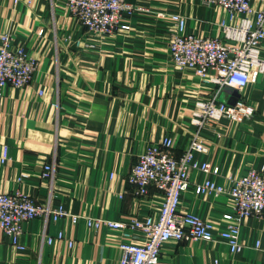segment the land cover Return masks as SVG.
I'll return each instance as SVG.
<instances>
[{
    "label": "crops",
    "instance_id": "1",
    "mask_svg": "<svg viewBox=\"0 0 264 264\" xmlns=\"http://www.w3.org/2000/svg\"><path fill=\"white\" fill-rule=\"evenodd\" d=\"M128 1L140 7L122 16L130 28L98 35L86 31L65 0H0V43L3 33H11L13 44L22 45L38 63L30 83L5 88L0 190L20 185L41 203L62 204L71 213L95 218L157 217L162 193L151 187L137 194L127 172L162 137L174 139L179 155L198 133L208 151L196 152V160L209 162L210 169L218 166L219 173L191 169L180 209L224 228L222 214L233 211L232 198L198 194L194 185L206 179L229 185L250 169L264 168V73L242 91L225 86L218 95L253 105L250 118L198 130L192 122L198 100L213 96L217 86L174 64L168 13H181L186 32L202 36H223V23L238 24L241 15L231 19L222 6L203 0ZM252 4L261 7L258 0ZM4 145L9 158L2 162ZM47 165L51 171L46 175ZM59 230L65 237L48 243L47 236ZM124 232L69 218L30 219L22 234L25 249L0 228V264H120L123 243L145 240L140 230ZM240 238L244 248L238 253L219 236L213 241L170 239L157 264H264V214L245 218Z\"/></svg>",
    "mask_w": 264,
    "mask_h": 264
},
{
    "label": "built area",
    "instance_id": "2",
    "mask_svg": "<svg viewBox=\"0 0 264 264\" xmlns=\"http://www.w3.org/2000/svg\"><path fill=\"white\" fill-rule=\"evenodd\" d=\"M20 0H14L18 3ZM31 0H28L30 2ZM69 12L78 18L86 31L91 34H111L118 29H129L122 21L125 13H132L140 7L128 0H65ZM207 4L222 6L231 19L241 15L238 24L223 23V36H202L186 32V18L179 12L168 13L173 20L170 29L169 49L172 61L180 69H190L202 81L217 86L213 96L198 100V108L193 112L192 122L200 128L218 125L224 121L244 122L255 113V107L243 98L233 102L218 98L225 86L239 91L251 82H256L264 73V57L261 43L264 39V0H258L260 8H255L253 0H203ZM164 11L158 15L164 16ZM37 59L28 54L22 45H14L11 33L1 35L0 43V109L8 85L22 87L31 82L37 69ZM174 139L164 136L150 144L127 172V181L134 186L137 194L145 195L151 187L163 195L159 215L140 218L137 215L126 219L95 218L75 214L62 204L41 203L25 193L20 185L12 191L0 190V228L18 248L25 249L22 241L24 223L40 218L45 223L69 218L73 223L85 222L90 227L103 225L121 229L129 235V230H140L145 235L143 243L127 242L121 245L120 264H157L162 245L170 240H206L222 238L233 253L243 250L240 238L241 225L249 216L264 214V168L250 169L239 177L232 178L229 185L214 179H206L194 185L198 194L227 193L233 201V211L224 212L222 219L226 225L217 229L212 220L180 209L182 193L189 186L191 169L211 170L219 173V167L210 169V163H199L196 152H207L204 139L195 133L189 145L177 155ZM9 158V147L3 146L1 161ZM46 172L51 171L47 165ZM21 181V179L19 180ZM64 238L63 230L48 235L46 241ZM72 242H70L71 244Z\"/></svg>",
    "mask_w": 264,
    "mask_h": 264
}]
</instances>
